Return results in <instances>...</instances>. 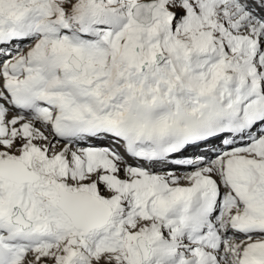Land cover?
<instances>
[{"label":"snow or ice","instance_id":"6c2138e0","mask_svg":"<svg viewBox=\"0 0 264 264\" xmlns=\"http://www.w3.org/2000/svg\"><path fill=\"white\" fill-rule=\"evenodd\" d=\"M0 264H264V0H0Z\"/></svg>","mask_w":264,"mask_h":264}]
</instances>
